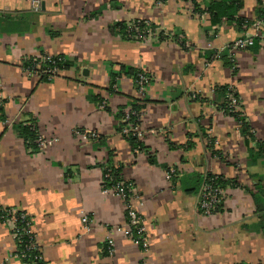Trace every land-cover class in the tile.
I'll use <instances>...</instances> for the list:
<instances>
[{"label": "crops", "instance_id": "0c3cea01", "mask_svg": "<svg viewBox=\"0 0 264 264\" xmlns=\"http://www.w3.org/2000/svg\"><path fill=\"white\" fill-rule=\"evenodd\" d=\"M193 1L202 10L212 0ZM231 1L240 5L235 16L248 21L242 27L226 18L214 23L191 0H0V264H22L16 212L31 219L42 264H264V155H257L264 142V3ZM135 20L147 25L142 39L111 29ZM256 24L254 45L234 49ZM44 56L71 66L47 80L22 67ZM121 67L149 77L145 93L129 75L112 78ZM229 92L247 135L222 109ZM133 98L142 100L146 152L132 151L117 132L116 114ZM30 124L48 141L42 150L17 131ZM109 164L134 186L146 250L119 231L122 200L103 192ZM205 174L224 181L208 217L198 206Z\"/></svg>", "mask_w": 264, "mask_h": 264}, {"label": "trees", "instance_id": "16d2710c", "mask_svg": "<svg viewBox=\"0 0 264 264\" xmlns=\"http://www.w3.org/2000/svg\"><path fill=\"white\" fill-rule=\"evenodd\" d=\"M159 2H162L164 0H157ZM186 1V0H182ZM188 1V0H187ZM195 12L202 13L204 10L213 18L214 23H219L222 18H226L227 21L231 22L234 21L237 23L238 26L242 27V25L247 24V20L244 18L236 17L237 12L240 9V5L237 1H231V0H212L208 3L207 7L205 9H199L198 5L195 4L193 0H191ZM131 24L132 26L139 24V27L141 30H146L147 25L143 21H133ZM130 26V27H132ZM112 31H116L117 33L121 34L123 38L129 39V34L130 36H133V32L130 30L127 24L124 22H118L114 24L111 27ZM54 64L50 63H45L42 64V67H49L53 68L56 67L58 70H63V69H68L70 68L71 64L68 61H65L64 58L62 57H55L53 58ZM39 60L34 59V58H29L28 60L23 62V68L24 69H31L35 63H37ZM122 72V73H121ZM126 74L129 75L135 85L136 88L137 86V80L139 75H145L144 73H141L139 71H134L131 68H124L121 67L120 70L116 73L112 74V78H115L116 76L120 74ZM148 77V76H147ZM47 76H42L41 79L47 80ZM113 80V79H112ZM111 80L110 82V90L113 88V81ZM230 94H233V96L237 99V95L234 93L229 92ZM140 99H131L129 108L126 107H121L118 110V113L116 114L119 124L117 128V132L122 135L126 140L129 141L132 151L134 152H139V151H145L146 148L143 146L142 142L138 137L133 133L130 132L127 136L121 134L123 129L127 127V125H132V126H139L140 124V117H141V111H142V106L140 103ZM3 102V101H2ZM99 103L101 104L102 101L101 99L99 100ZM228 101H225L224 107L222 108L223 111L226 114L231 115L238 121V126L241 130V134L247 135L248 132V127L245 124V121L243 117L241 116V113L239 112H233L230 113L228 110L227 106ZM103 109H106L104 106ZM129 109V119L125 120L126 116V110ZM0 113H1V107H0ZM17 131L19 135L24 138L26 141L30 140L31 146L34 151H39L37 148L36 140L38 137V132L35 127V125L30 124V125H19L17 127ZM209 140V147L212 148V154L220 159H222L221 155L217 150H215L214 145H213V140L214 139H208ZM258 150L259 154L257 155H264V142L259 143L258 145ZM169 170V169H167ZM108 173V177H106V174ZM105 175V176H104ZM209 176H213L210 174H207ZM217 183L219 187L221 188L222 185L224 184V181L221 176L217 175ZM203 178V177H202ZM123 181V179L120 177V166H113L112 164L104 166L103 169V188H109L113 185H115L117 182ZM202 181V179H201ZM15 230H13V234L15 235V244H16V255L20 258L21 262H26L28 264H42V257H41V252L40 248L36 245L35 240H34V235L33 233L29 232L26 226V222H31V219L23 212H16L15 213ZM6 218V214L3 211H0V221H4Z\"/></svg>", "mask_w": 264, "mask_h": 264}, {"label": "built area", "instance_id": "2783aa9c", "mask_svg": "<svg viewBox=\"0 0 264 264\" xmlns=\"http://www.w3.org/2000/svg\"><path fill=\"white\" fill-rule=\"evenodd\" d=\"M262 3H264V0H261ZM35 2H32L34 4ZM35 8H38V5L36 3ZM130 30L133 32V36L136 38H144L146 34H149L148 31L146 30H141L139 27V24H136L132 27H129ZM256 31L253 33L252 36H248L245 39H238L237 41L234 42L233 48L234 49H245L248 47H251L254 45V39L260 37V34L258 33L259 30V24L255 25ZM55 57H50V56H44L42 58H39L38 62L35 63V65L31 69H26V72L28 74H34L36 73L37 75H43L47 76L48 78L56 75L58 72V69L56 67L49 68V67H42V64L45 63H50L54 64V59ZM149 77L145 75H139L138 80H137V91L141 94L145 93L148 85H149ZM238 100L233 96V94H230L228 98V103L227 106L229 108V112H239V104ZM2 106V94H1V87H0V107ZM105 104L102 102L100 104V108L103 109ZM126 116L125 120L129 119V109L126 110ZM130 132H133L138 139L141 140V135L138 131V126H132V125H127L125 129H123L122 133L123 135H128ZM76 134H81L83 138L90 139V138H96V135L87 133V132H82V133H77ZM142 141V140H141ZM37 148L38 150H42L43 148L46 147L48 144V141L41 137L38 134L37 140H36ZM213 145L216 146L217 142L213 140ZM175 170L174 169H169L166 172V180H171L172 176L174 175ZM213 176H209L205 174L202 178L201 181V189H200V200H199V211L202 216L208 217L211 216L213 213H215L218 205L220 204L222 200V191L221 188L219 187L217 183V175L215 174H210ZM105 176V175H104ZM106 177H108V173L106 174ZM104 193H112L116 196H118L124 205L125 208V214H126V223L123 228H121L119 231L122 232V234L125 237H128L131 239V241L141 247L143 250H146L148 248V242L146 240V229L145 226L142 222L141 216L137 213L136 209L133 206L134 200H136L137 195L134 189V186L132 183H125L124 181H119L115 185L109 187V188H103ZM81 224H82V229L84 232L90 230V224L89 220L86 216L81 217ZM26 226L29 232L32 233L31 228H32V221L31 222H26ZM15 230V227L14 229ZM14 235V234H13ZM34 237V236H33ZM15 238V235H14ZM109 243V248L108 251L109 253L111 252V247H112V242ZM22 264H28L26 262H22Z\"/></svg>", "mask_w": 264, "mask_h": 264}]
</instances>
